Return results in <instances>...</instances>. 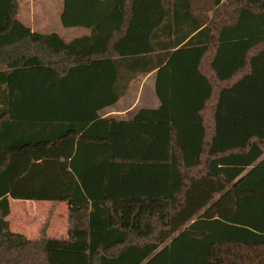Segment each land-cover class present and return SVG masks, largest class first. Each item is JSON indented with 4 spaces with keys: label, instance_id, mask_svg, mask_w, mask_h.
Here are the masks:
<instances>
[{
    "label": "trees",
    "instance_id": "1",
    "mask_svg": "<svg viewBox=\"0 0 264 264\" xmlns=\"http://www.w3.org/2000/svg\"><path fill=\"white\" fill-rule=\"evenodd\" d=\"M0 0V264H264V0ZM209 13H212L210 16ZM157 72L160 108L101 118ZM11 200L68 205L32 240Z\"/></svg>",
    "mask_w": 264,
    "mask_h": 264
},
{
    "label": "rangeland",
    "instance_id": "2",
    "mask_svg": "<svg viewBox=\"0 0 264 264\" xmlns=\"http://www.w3.org/2000/svg\"><path fill=\"white\" fill-rule=\"evenodd\" d=\"M63 2V0H35L37 9V6L40 4H45L47 6V9H42L40 14L45 12L50 14L51 23L49 29H55L56 27L65 29L61 22L60 12ZM19 3L21 5L19 18L23 22H28L26 19L29 15V10L33 8V0H19ZM25 10L27 13L26 15H24ZM52 10L54 13H52ZM37 15H39V11H37ZM209 15L211 16L212 13H209ZM73 30L79 31L80 29L74 28ZM46 32L48 33L49 31ZM77 37L75 34L73 38ZM65 41L71 42V39L66 37ZM137 86L138 84L136 87ZM149 88L150 87L147 86L146 91L142 93L140 100V105L142 106L150 104V95L148 94L152 90L150 91ZM132 99H134V96H132ZM10 204L11 214L7 220L13 232L23 234L25 237L32 240L41 238H67L69 216L68 205L66 203L54 204L51 202L11 200Z\"/></svg>",
    "mask_w": 264,
    "mask_h": 264
},
{
    "label": "crops",
    "instance_id": "3",
    "mask_svg": "<svg viewBox=\"0 0 264 264\" xmlns=\"http://www.w3.org/2000/svg\"><path fill=\"white\" fill-rule=\"evenodd\" d=\"M64 1V0H63ZM44 2V1H40ZM19 3V0H18ZM47 3V2H46ZM38 9L36 8L35 5V0H33V8L29 10V15L27 17L28 22H23L20 20L19 15L21 11V5L19 3V11H18V19L19 21L26 27L30 28L32 32H36L39 34L43 35H48V34H58L64 41L67 38L71 39V42L77 38L83 37V36H90L92 34L91 30L85 29V28H79V31H74V28L70 29H60L58 27L50 28V14L47 12L41 13L42 9H47V6L45 4H40L37 6ZM41 9V10H40ZM64 10V2L62 5V10H60L61 14ZM37 11H39V15H37ZM51 11V10H50ZM52 13L54 11L52 10ZM26 10L24 12V15H26ZM25 20V21H26ZM46 31H49L48 33ZM77 38H73L75 37ZM69 43V42H68ZM156 78H157V72L154 71L150 74H143L135 78L129 86V90L127 94L120 99V101L115 104L112 107L106 108L100 112V117L101 118H113V119H118L120 121H131L136 114L139 112L141 109H151V110H156L160 108L161 104L160 101L156 95ZM140 82V83H137ZM148 82V83H147ZM138 86L136 87V85ZM150 87L149 90L151 91L148 95H150V104L146 105H140V100L142 93L146 91V88ZM137 89V90H135ZM132 96H134V99H132ZM145 106V107H144Z\"/></svg>",
    "mask_w": 264,
    "mask_h": 264
}]
</instances>
